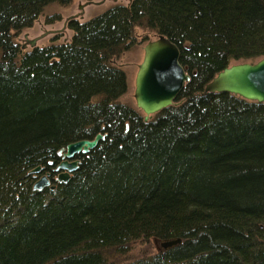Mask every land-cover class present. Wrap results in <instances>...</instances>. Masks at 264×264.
Segmentation results:
<instances>
[{"label": "trees", "instance_id": "16d2710c", "mask_svg": "<svg viewBox=\"0 0 264 264\" xmlns=\"http://www.w3.org/2000/svg\"><path fill=\"white\" fill-rule=\"evenodd\" d=\"M72 1L0 0V264H264V103L202 90L264 55V0L117 2L69 18L68 40L21 48L44 6ZM140 26L175 42L190 74L147 119L119 100L114 62ZM98 132L57 182L58 149ZM36 164L54 188H32ZM151 237L181 241L115 259Z\"/></svg>", "mask_w": 264, "mask_h": 264}, {"label": "water", "instance_id": "95a60500", "mask_svg": "<svg viewBox=\"0 0 264 264\" xmlns=\"http://www.w3.org/2000/svg\"><path fill=\"white\" fill-rule=\"evenodd\" d=\"M30 42L35 43L33 39ZM142 48V61L136 69L133 93L135 104L147 119L155 111L177 103L175 99L189 80L190 74L180 63L179 47L165 34L156 33L155 38L148 39ZM202 90L232 92L241 98L264 103V55L252 61L231 62L213 75ZM102 136L103 133L98 132L90 139L79 138L59 148L58 153L61 154V158L53 169L57 172L55 180L67 181L71 172L78 167L79 161L75 158L76 155L88 152ZM43 168L41 164H36L29 171L37 173ZM49 173L50 171L47 170L34 179L32 188L37 190L48 185L54 188L56 184L51 182ZM180 241V237L165 239L161 240L160 246L168 247Z\"/></svg>", "mask_w": 264, "mask_h": 264}, {"label": "rangeland", "instance_id": "374dc122", "mask_svg": "<svg viewBox=\"0 0 264 264\" xmlns=\"http://www.w3.org/2000/svg\"><path fill=\"white\" fill-rule=\"evenodd\" d=\"M129 1L130 0H73L65 5L51 2L43 7L42 12L30 27H24L19 30L17 35H15V40L19 43L22 49H30L32 45L47 44L54 36H57L58 41L68 40L73 33V30L67 25L69 18L85 20L86 18L95 15V13L105 10L110 4L117 2L128 4ZM55 14L59 16L58 19H52V21L46 19L47 16H54ZM135 35L137 41L133 43L128 50L123 51L118 57H116L114 62L121 66L126 72L127 89L123 92L119 100L134 106L143 114L142 110L135 104L133 93L135 85L134 78L137 66L142 61V46L148 39L155 38L156 32L140 26L136 28ZM31 39L34 40V44L30 42ZM41 171L36 173L37 177L44 173ZM56 175L57 172L55 171L54 177ZM37 177L35 179H37ZM160 242L153 237L148 240L139 239L131 241L127 246V251L125 253H117L115 259L129 260V258L153 252L162 247L160 246Z\"/></svg>", "mask_w": 264, "mask_h": 264}]
</instances>
